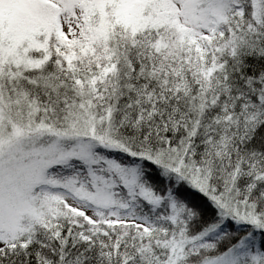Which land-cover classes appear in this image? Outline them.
<instances>
[{
    "label": "snow or ice",
    "instance_id": "1",
    "mask_svg": "<svg viewBox=\"0 0 264 264\" xmlns=\"http://www.w3.org/2000/svg\"><path fill=\"white\" fill-rule=\"evenodd\" d=\"M0 264H264V0H0Z\"/></svg>",
    "mask_w": 264,
    "mask_h": 264
}]
</instances>
